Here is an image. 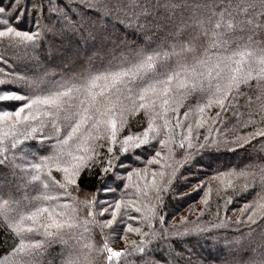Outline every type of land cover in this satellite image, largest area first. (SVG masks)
Masks as SVG:
<instances>
[{"label": "snow or ice", "instance_id": "6c2138e0", "mask_svg": "<svg viewBox=\"0 0 264 264\" xmlns=\"http://www.w3.org/2000/svg\"><path fill=\"white\" fill-rule=\"evenodd\" d=\"M25 2L30 3L33 17L29 21L30 26L27 30L21 26L23 22V16L20 14V8L23 7L21 0H9L7 5L3 3V0H0V17H3L0 19V29H2L0 30V46L14 48L23 45L33 53L25 64L26 70L22 76L17 75L19 67H9L4 73V78L0 79V121L8 124L12 132L23 129L19 135H13L10 142L6 143L5 139H0V168L6 169L10 176L18 175L19 170L27 163L30 171H27L26 174L30 175L34 181L42 183V173L47 170V177L44 179H48L49 182L43 183L44 189L59 184V189L64 197L70 196L68 186L77 183L76 177L81 175L82 168L86 166L89 174L101 178L103 191L114 192L115 189H119L123 185V177L119 174L123 160L118 158V155H109L113 152L112 147H108L105 154L106 167L104 166L105 156H100L99 159H88L83 154L87 152V149H84L82 145L87 142L88 137L93 136L94 132L99 131L101 124L110 126L105 142L111 145L118 142L119 129L111 111H104L100 107L101 102L97 101L95 97L80 100L78 107L70 108L68 106L70 94L74 91H82L80 88L69 86L77 78L65 77L61 72L60 80L53 79L57 75L55 68L59 65H53L49 57H55L61 49L50 38L59 37V42L62 45L69 33H80L87 52L96 57L103 54L110 58V66L121 69L111 73L110 77H105V79L111 80L117 91L126 93V98L130 101V106L121 105L120 107L121 124L126 122V114L134 113L138 109L148 112L150 109L149 115L155 112L164 118L165 122L159 134L162 136L163 129L169 126L167 114L170 111L177 117L175 127H184V121L187 122V135L184 139L188 143V148H198L200 151L218 150L222 147L240 148L250 138L259 136L264 139V127H256L253 124L252 131L248 136H238L231 143L209 140L205 136L206 143L196 146L192 144L193 127L203 128L206 124H215L217 118L221 116V111L228 110L232 101L242 94V86L248 85L252 78L251 71H241L239 67L232 68L233 63H241V61L234 60V57L239 56L240 53L232 45L238 32L248 31L251 33L250 26L256 22L257 10L261 22L255 23V26L264 30V0H227L222 6L218 5L216 0H212L211 3L198 4L195 13L190 17L192 28L187 35H185L184 29L189 26L184 22H181L182 26L175 23L176 13L182 9L179 0H126V3L124 0H116L114 9L107 8V0H80L87 9L104 10L106 13L115 11L126 15L131 13L130 18L121 22L127 28L135 27L138 33L137 39L142 43L130 48H121L119 36L115 32L110 31L107 26H96V23L86 17L84 13L70 16L62 6L64 0H25ZM241 13L245 18H241ZM116 18L120 19L119 16ZM86 21L90 25L87 28H85ZM162 22L173 23L177 29L169 36L174 41L172 48L174 50L179 48L177 54L188 53L192 56L193 70L191 75L184 80H179L178 73L169 75L166 70L167 64L163 61L159 66L165 71H148L156 67V61L161 57L160 48L163 46L157 45L154 48L152 44L156 30L162 26ZM248 41L249 46L257 48L255 55L259 63V78L262 81L260 86L264 90V40L256 41L249 34ZM205 43L215 51L211 57L200 58L196 53ZM236 47L238 48L239 45ZM77 54H79V48ZM252 55L249 54L250 58ZM0 59H3L5 65L10 63L18 65L22 62L19 60L10 62L2 57ZM198 68H207L208 70L199 71ZM0 71L3 69L0 68ZM97 79L99 77H92L93 85ZM150 81H154V83ZM157 85L160 87L158 88ZM61 89L65 90L61 91ZM83 91L91 96L89 88H84ZM149 93L152 95L149 96ZM136 96H138V101L134 99ZM191 100H195V104L191 103ZM42 106L45 109L43 113H41ZM214 106L221 111H217L214 116L207 115ZM181 108L186 109L182 113L184 121L179 118ZM159 109H163V113ZM42 117H47V119ZM37 120H39V128H32L33 123ZM150 128L151 126H149ZM29 129H32L31 133ZM21 136L26 141L35 140L38 136L40 144H21ZM52 141H55V144H52ZM130 141L132 142L129 143ZM70 145H76V151L82 153L80 155L67 153L72 157L71 162L63 159L65 146ZM168 145L169 140L158 136L150 137L149 130H145L140 135H126L119 151L135 152L136 155H140L151 149L154 157L148 160V163H161L162 152L168 148ZM179 147L183 150L185 145L181 143ZM261 150H264V144H261ZM93 151L95 150L93 149ZM43 153L50 154L44 155ZM182 155L183 160L179 163H190L194 156L199 155V152L186 151ZM170 156L171 152H169ZM53 165L58 172L65 174L63 182L50 179ZM96 165L103 169V176L100 172L93 171ZM167 167L172 168L168 179H165L164 171L151 173L152 187L157 193L165 191L161 184L156 183L157 176L166 185L169 183L171 175L175 174L174 165H167ZM133 175L137 177L143 175L147 180V175L140 170L129 171L128 180H132ZM205 195L207 196V193ZM41 199L51 203L47 207H36L34 212L27 217H21V221L16 224L6 225V230L11 229L8 231L7 239H14L13 232L21 239L26 238L23 235L24 232L34 234L27 238L35 241L28 246L35 258L24 262V264H40V254L54 243H66L65 237L79 223L78 208L69 210L67 204L58 202L60 197L57 195L45 193ZM156 199L159 201L162 197L157 195ZM84 203L88 206L87 216L93 217L95 213V215L104 217L102 222L93 219V223H96L102 232L104 228H111L117 222V217H119V223H126L125 217L127 220L134 218L122 197L108 202L93 196L92 200H86ZM0 207L5 209L2 214L7 217L8 202L5 201L4 205ZM261 210L264 211V208ZM135 211L139 212L140 209L136 208ZM105 213L108 216H105ZM159 219L163 224L164 218L161 216ZM25 220L31 222L30 226L20 229L19 224ZM248 220L253 221V216H249ZM53 228L56 229L55 232L50 231ZM66 229L68 231H65ZM126 230L128 232L139 231L130 225ZM112 231L116 232L117 229L113 228ZM191 231L203 233L207 230L200 229L197 225L189 232H175L174 235L183 238L190 235ZM108 235L105 233L106 238ZM158 235L164 239L170 234L166 229H161ZM40 237L43 239L41 240ZM206 239L216 246L220 243V233L208 232ZM253 243L254 237H246L243 233L230 239L225 237L224 247L229 254L219 264H264V238H262L259 258L248 257L245 259L243 254L252 251ZM137 250L144 251L142 248ZM13 251L24 252L25 248L23 246L14 247ZM97 251L109 253V261L113 257L121 256L120 252L113 251L108 247L107 239ZM142 259H144V264H158L154 258L148 257L147 253ZM52 264H55L54 259ZM65 264H75V262L69 259ZM186 264H199V260L188 261ZM203 264L206 262L203 261Z\"/></svg>", "mask_w": 264, "mask_h": 264}, {"label": "trees", "instance_id": "16d2710c", "mask_svg": "<svg viewBox=\"0 0 264 264\" xmlns=\"http://www.w3.org/2000/svg\"><path fill=\"white\" fill-rule=\"evenodd\" d=\"M126 3V0H124ZM182 9L176 13L177 25L181 22L186 23L189 27L184 29L185 35L191 31L192 20L190 17L195 13L198 4L211 3L212 0H179ZM227 0H216V3L222 6ZM5 5L9 4V0H3ZM23 7L20 8V14L23 16L22 28L27 30L30 26L29 21L32 17V8L30 3L21 0ZM62 6L72 15H84L94 21L96 26H107L110 31L115 32L119 36L120 47H135L142 43L137 39L138 33L135 27L127 28L122 20L131 17V13H116L98 9H87L80 0H64ZM116 0H107V8L114 9ZM119 16L120 19L116 17ZM241 18H245L241 13ZM3 19V17H0ZM261 22V17L256 15V22ZM13 23H16L13 21ZM255 23L251 25V33L245 31L238 32L234 38L232 47L240 53L234 57V60L241 61L240 64L233 63L232 68L239 67L241 71H251L252 78L248 85L242 86V94L236 97L227 111H221L217 107H213L207 115L214 116L217 111H221V116L217 118L215 124H206L203 128L193 127L192 144H204V137L209 140L221 141L223 143H231L236 137L248 136L252 131V125L256 127H264V90L261 88V79L259 78V63L255 53L257 48L249 46L248 35L251 34L256 41L264 40V30L256 28ZM89 25L85 23V28ZM182 26V25H181ZM2 30V29H0ZM173 23L162 22V26L156 30L152 47L162 45L160 48L161 57L156 61V67L148 70L149 72H162L165 69L159 65L161 61L167 64V72L169 75L179 74V80H184L190 76L193 70V59L191 54L179 53V48H172L174 41L169 38L170 33L176 31ZM86 35L87 32L85 31ZM57 47L61 50L55 57H49L53 65H59L55 68L57 75L53 77L60 80V73L65 77L77 78L70 84V87L80 88L81 92H72L68 98V106L75 108L79 106L80 100L95 99L100 103V107L104 111H111L113 118L117 121L118 142L115 145L106 143V137L110 131V126L101 124L99 131L94 132L92 137L87 138V142L82 145L87 149L88 159L105 156L108 147L113 148V152L109 155H118L123 160V165L119 168V174L123 177V185L114 192H105L101 189V178L96 175L89 174L87 166L82 168L81 175L76 177L77 183L68 186L69 197H64L59 189V184L49 189H44L43 183H48L47 170L42 173V183L34 181L26 172L30 171L29 164L25 163L19 174L10 176L8 171L0 168V206L8 202L6 209L8 216L2 213L5 211L0 207V264H24V262L34 259V253L29 249V244L35 243L34 240L28 239L34 235L33 233L24 232L25 239H21L13 232L14 239H7L8 231L6 225L16 224L21 221V217H27L35 211L36 207H47L51 202H45L41 199L42 195L47 193L60 197V204H67L69 210L78 208L79 223L71 230L70 234L65 237L66 243H54L47 248L39 256L40 264H65L71 259L75 264H144L145 253L148 257L154 258L158 264H186L188 261L199 260V264H219L229 253L225 249V237L233 238L244 234L246 237H254L252 251L245 252V259L248 257L259 258L261 251L262 238H264V150H261V144L264 139L259 136L250 138L247 143L240 148H220L200 151L198 148L189 149L188 143L184 139L187 135V122L184 121L182 115L185 108L180 109V120L184 121V127H175L176 114L170 111L167 114L169 126L163 129V135L160 136L164 118L148 112L144 109H138L134 113H128L125 116L126 122L120 123V107L121 105H129L130 101L126 98L127 94L117 91L110 79L111 73L120 71L119 67L110 66V58L101 54L96 57L85 50L80 33H69L63 44H60L59 37H52ZM239 45L237 48L236 46ZM79 48V54L77 49ZM208 49L207 51L205 49ZM206 43L200 47L196 55L200 58L211 57L214 53ZM33 53L23 45L6 48L0 46V57L10 62L17 60L21 63H10L5 65L3 59H0V79L4 78V73L9 67H19L18 76H22L26 70L25 64ZM249 54H253L250 58ZM91 57V59H90ZM199 71H207V68H198ZM239 74V73H234ZM92 77H99L92 84ZM164 78V77H161ZM153 82L154 81H150ZM175 84V82H174ZM159 88L160 85H157ZM89 88L91 96L83 91ZM110 89V91H109ZM65 89H61L64 91ZM103 94V95H102ZM149 96L152 94L149 93ZM138 101V96L134 97ZM195 104V100H191ZM159 104V101H157ZM45 109L41 107V113ZM163 113V109H159ZM47 119V117H42ZM149 126L151 128L149 129ZM32 128H39V120L33 123ZM211 129V130H210ZM145 130H149V135L158 136L169 140L168 148L162 152L163 160L161 163H148L153 159L154 153L151 149L148 152L136 155L135 152L119 151L126 135H140ZM19 129L16 132L10 131L8 124L0 121V139L10 142L13 135H19ZM32 129H29L31 133ZM130 141L129 143H131ZM21 144H40L37 136L35 140H24L20 137ZM47 143V142H46ZM55 144V141L51 142ZM183 143L185 148L182 150L179 145ZM254 145V147H251ZM76 145L65 146L63 159L71 162L72 157L67 155L71 152L73 155L82 153L76 151ZM159 148V145H157ZM93 149L95 151H93ZM28 150V149H26ZM35 150V149H31ZM198 151L199 155L194 156L190 163H179L183 160V152ZM141 151V150H136ZM169 152L171 156L169 157ZM48 155L50 153H43ZM19 155V154H18ZM85 164L87 162L85 161ZM167 165H174L175 174L171 175L168 184L164 185L163 181L157 176L156 183L161 184L165 191L157 193L152 187L153 172H165V179H168L172 173V168ZM107 159L105 156V164ZM127 170V171H126ZM140 170L147 175L137 177L133 175L132 180H128L129 171ZM146 170V171H145ZM7 174L6 179H2L3 172ZM94 172H100L103 176V169L96 165ZM52 176L50 179L63 182L65 174L58 172L53 165ZM76 190L73 191L72 189ZM207 193V196L205 195ZM160 195L161 200H157L156 196ZM93 196L103 199L104 201L113 202L114 199L123 198L128 206L130 214L134 217L127 220L126 223H119V217L111 228H104L103 232L93 219L102 222L104 217L95 215L87 216L88 206L84 203L86 200H92ZM87 198L84 200V198ZM140 211L136 212L135 209ZM244 211H241V210ZM105 216H108L105 213ZM164 218L161 224L160 217ZM253 216V221H249L248 217ZM111 218V217H108ZM223 222V224H222ZM30 221H23L19 224L20 229L30 226ZM139 231L128 232V226ZM200 229L207 230L203 233L191 231L186 237H177L175 232H189L196 226ZM217 226V227H214ZM117 231L113 232L112 229ZM161 229H166L170 235L161 239L158 235ZM55 232L56 229H50ZM65 231H68L67 229ZM208 232H219L220 243L213 246L210 240L206 239ZM105 233L109 234L106 238ZM155 234V235H154ZM42 240L43 237H40ZM107 239L108 247L113 251H119L121 256L113 257L108 260L109 253H100L97 249L103 246ZM187 239L186 241H184ZM23 246L24 252H14L13 248ZM144 249L138 251L137 249ZM191 253V255H189ZM101 256L103 257L101 259Z\"/></svg>", "mask_w": 264, "mask_h": 264}, {"label": "rangeland", "instance_id": "374dc122", "mask_svg": "<svg viewBox=\"0 0 264 264\" xmlns=\"http://www.w3.org/2000/svg\"><path fill=\"white\" fill-rule=\"evenodd\" d=\"M5 170H6V169H4V172H6ZM2 172H3V171H2ZM4 172L2 173V176H3L2 179H6V176H7V174H5ZM85 199H87V198L85 197L84 200H85ZM116 252H119V251L117 250Z\"/></svg>", "mask_w": 264, "mask_h": 264}]
</instances>
